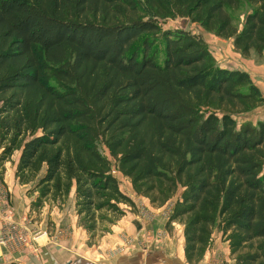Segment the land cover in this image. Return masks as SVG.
<instances>
[{"label": "trees", "instance_id": "1", "mask_svg": "<svg viewBox=\"0 0 264 264\" xmlns=\"http://www.w3.org/2000/svg\"><path fill=\"white\" fill-rule=\"evenodd\" d=\"M184 18L264 55V0H0V167L19 153L32 211L73 192L90 238L134 208L115 172L151 208L172 203L165 229L182 226L188 264L215 231L233 264H264V119L237 121L264 97L201 35L162 29Z\"/></svg>", "mask_w": 264, "mask_h": 264}, {"label": "crops", "instance_id": "2", "mask_svg": "<svg viewBox=\"0 0 264 264\" xmlns=\"http://www.w3.org/2000/svg\"><path fill=\"white\" fill-rule=\"evenodd\" d=\"M232 65H222L221 67L246 72L264 97V66L263 68H257L255 72L254 70L248 71ZM259 78H262V82L258 80ZM261 113L264 115V109ZM262 118L264 119V116ZM6 167L5 165L3 180H5V183L7 181L6 185L8 184L9 192L14 191H12L14 203L18 204V207L15 206V214H20L22 217L20 220H24L23 217L29 213L28 202L25 207L19 203L22 199L21 191L24 187L17 184L14 177V167L12 168V177L10 169ZM126 194L132 199L134 205H136V199L143 200L137 198L132 192ZM69 200L74 211L73 192ZM143 201L148 208L145 207V209L151 213V220L134 217L133 213L128 212L130 211L129 208L123 207L125 215L112 228L110 235L101 238L97 242V246H93L91 249H88L83 243L84 236H79L78 239L74 237L71 243L61 238L62 240L58 241L59 245L57 241L42 234L36 241H42L44 237L46 240L43 245L38 246L36 252L22 248L15 254L7 256V259L11 262L9 264H188L184 255L182 226L172 224L171 227L177 228L175 231L170 230V232H167L168 230H165L171 209L165 211V206L155 210L149 206L148 202ZM136 209L138 210L137 205ZM147 232H153L151 238H153L154 245L145 244ZM76 239L77 242H75ZM199 264H233V261L229 259L227 245L220 240L219 235L214 233L212 245Z\"/></svg>", "mask_w": 264, "mask_h": 264}, {"label": "rangeland", "instance_id": "3", "mask_svg": "<svg viewBox=\"0 0 264 264\" xmlns=\"http://www.w3.org/2000/svg\"><path fill=\"white\" fill-rule=\"evenodd\" d=\"M248 12H249V8L247 7H243L238 11L230 12L234 25L238 32L241 31L244 18ZM176 21L177 20L161 23L162 29L172 30V29L177 28L175 25ZM186 30H189L197 35H201L204 42L206 43L208 50L211 52L213 57L216 59V63L219 66H222V65L231 66L232 64H234L232 66L240 67L248 71L254 70L255 72L257 68L259 67L263 68L264 66V55H262L261 57H258L256 54L250 53L249 57L247 59H244L233 50V45H232L231 40L219 39L213 36L212 34H208L202 31L195 24L194 25L189 24ZM155 48L160 50L161 46L157 45L155 46ZM258 80L262 82V78H259ZM262 109L264 108L261 107L244 117H240V119L237 118V121L240 123L242 120H245V119L251 120V121H255L258 118L262 119V117L264 116L263 113H261ZM100 152L102 156L107 157V152L103 148H100ZM18 158H19V153H15L12 156L11 161L4 164V166L5 165L7 166L6 168L10 169L11 177H12V171H13L12 168L14 167V172H15V167H16ZM4 166L0 167V199H1V204L10 209V212H11L10 221L14 225H13V229L9 233H7L5 226L0 222V239H2L5 243V246L0 249V264L11 263L10 260L7 259V256H11L15 254L17 251H20L22 248H24L27 251L36 252L38 250V246H40V244L41 245L44 244L46 240L45 238L46 236L49 238H52V240L54 241H57V244L59 245L60 243L58 241L59 240L61 241L62 240L61 238L71 243L74 240L73 239L74 237L78 239L79 236L80 237L84 236L83 240L85 242L83 241V243L85 244V246H87L88 249H91L93 246H97L96 244L101 238H103L104 236L110 235L112 228L115 227L118 221L121 219L120 218L116 222V224L110 227L108 229V232L105 233V235L99 236L97 238H90L82 231V229L77 227V218L75 215V211H73L72 209V205L69 199L59 209L45 204L44 206H42V208L35 209L32 211L30 208V205L32 202L35 201L37 194L32 193V192L29 193L28 191L32 187L26 186L21 191L22 199L20 200L19 203L25 207L28 202L29 213L23 217L25 218L24 220H20V218H22L21 215L15 214V210H16L15 206L18 207V204L16 205L14 203V197H13L14 195H12L14 191L12 190L13 192L12 191L9 192L8 187H7L8 184L6 185L7 181L5 183V180H3V175L5 172ZM113 176L116 177L119 183V186H120V190L123 193L126 194L128 192H132L130 182L128 180L123 179L117 173H114ZM136 200L137 201L135 202V204L137 205L138 210L136 209V205H134V208H131L128 206H122V209H124L123 207L129 208L130 211L128 212H130L131 214L133 213L132 215L134 217H140V219H144V220H151V213L150 211L147 210L148 208L143 203L144 199L141 201L138 199ZM145 207L147 209H145ZM171 207H172V203L168 204L165 207L166 208L165 211H169ZM155 210L157 209L155 208ZM18 222H21V223L19 224ZM176 229L177 228L175 227H170V229L167 232H170V230L175 231ZM42 234H44L43 236H45L44 239L42 241H36L42 236ZM215 235H219L218 231H215ZM146 236L148 238L153 237V232H147ZM77 239L75 240V242H77ZM79 241L82 243L81 240Z\"/></svg>", "mask_w": 264, "mask_h": 264}, {"label": "built area", "instance_id": "4", "mask_svg": "<svg viewBox=\"0 0 264 264\" xmlns=\"http://www.w3.org/2000/svg\"><path fill=\"white\" fill-rule=\"evenodd\" d=\"M113 172L112 174H114ZM11 218V212L8 207H5L1 204L0 199V222L5 226L6 232L9 233L13 229V223L10 221ZM146 245L153 244V238H148L146 240ZM5 246V243L2 239H0V249ZM34 252V251H32Z\"/></svg>", "mask_w": 264, "mask_h": 264}, {"label": "water", "instance_id": "5", "mask_svg": "<svg viewBox=\"0 0 264 264\" xmlns=\"http://www.w3.org/2000/svg\"><path fill=\"white\" fill-rule=\"evenodd\" d=\"M176 27L178 28V30L184 32L186 31L187 27L190 24L189 19L184 18V19H177V21L175 22Z\"/></svg>", "mask_w": 264, "mask_h": 264}]
</instances>
